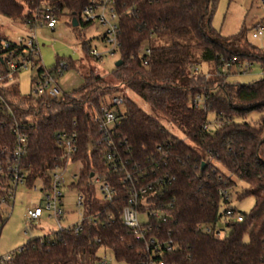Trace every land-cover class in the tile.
I'll return each mask as SVG.
<instances>
[{
	"label": "trees",
	"instance_id": "trees-1",
	"mask_svg": "<svg viewBox=\"0 0 264 264\" xmlns=\"http://www.w3.org/2000/svg\"><path fill=\"white\" fill-rule=\"evenodd\" d=\"M87 2L0 0V14L24 22L44 6H56L60 12L69 10L72 24L76 17L77 26H89L80 17ZM215 8L216 0H117V52L122 63L113 73L116 82L90 71L82 74L81 87L64 92L60 99L21 95L18 72L3 82L8 105H0V206L10 202L8 192L14 188L2 153L15 147L14 129L19 127L28 136L22 160L26 184L35 187L40 181L44 191L51 189L52 172L62 163L57 134L75 131L78 148L73 161L82 165L70 185L84 196L83 215L94 216L85 218L78 232L63 228L52 236L31 239L15 251L9 264H100L101 247L112 250L117 260L143 264L149 258L146 245L124 224L121 211L129 205L134 189L149 184L153 188L138 208L165 212L166 220L151 219L149 236L171 247L167 251L162 243L156 260L166 264H264V115L256 121L246 120L251 113H264V77L238 84L228 82L220 71L259 61L264 72V53L241 47L242 31L226 36L213 27ZM2 38L9 36L0 28V74H6L9 62L23 48H5ZM84 47L90 54L87 43ZM40 63L38 59L37 75L46 69ZM68 63L72 68L76 62ZM204 63L209 64L206 72L199 70ZM120 85L183 136L126 96L124 118L109 136L111 151L120 162L114 168L105 157L107 142L95 144L102 133L94 119L102 105L120 91ZM210 112L219 122L214 131L209 128ZM92 173L104 174L110 181L115 189L113 199L98 197ZM232 176L256 188L238 193L239 198L255 196L250 212L230 205V191L237 185ZM237 214L243 220H233ZM223 215L230 227L225 236L217 227ZM4 224L0 207V233Z\"/></svg>",
	"mask_w": 264,
	"mask_h": 264
},
{
	"label": "rangeland",
	"instance_id": "rangeland-1",
	"mask_svg": "<svg viewBox=\"0 0 264 264\" xmlns=\"http://www.w3.org/2000/svg\"><path fill=\"white\" fill-rule=\"evenodd\" d=\"M263 19L264 5L262 4V0H216L212 25L226 36L235 35L242 31L244 37L240 42L241 47L255 48L256 53H264V34L259 38L252 36V31ZM0 28L12 40L18 36L28 37L30 34V28L24 22L10 19L2 14H0ZM105 30L106 28L99 24L75 27L68 13L60 17L55 30L46 26H38L36 28V36L40 48V64L47 71L53 70L59 62H69V60L76 62L74 67L65 70L58 78V83L63 91L71 93L81 87L83 85L82 74L90 71L101 74L109 81H117L113 73L116 68V62L120 59V54L117 51L114 54L106 51L109 46L101 38ZM86 43L90 49L97 48L102 53V58L97 59L87 53L84 47ZM241 65L243 66L240 68L234 65L232 68H221L220 71L224 72L228 82L238 84H250L264 77V72L259 61H253L251 64L245 61ZM246 65H249L247 70H245ZM37 68L38 66L32 67L28 65L18 71L16 80L21 95L33 94V82L38 73ZM208 68L209 64L204 63L199 67V70L206 72ZM119 88L120 91L118 93L131 97L144 110L159 118L169 128L177 132V129L172 124L165 121L144 100L132 93L125 86L120 85ZM262 115L264 113L254 112L246 120L256 121ZM208 123L211 130L214 131L217 128L219 122L216 119L215 113L210 112L208 114ZM179 135L183 136L181 133ZM81 165L80 161L71 162L64 171L67 183L61 187L64 218L60 222L54 215H51V211L45 208L46 197L45 191L41 189L43 186L42 182H36V187H30L27 184L16 187L10 202H3L0 206L3 218L5 219V224L0 233V255L19 250L33 238L52 236L54 232L59 230L60 226L67 227L81 221L82 209L78 205L79 190L70 185L73 182V176L79 173ZM232 177L237 181V185L230 191V205L239 211L250 212L255 204V196L251 194L239 198L238 193L244 189L256 191V188L239 180L235 176ZM37 206L43 209V215L38 219L29 220L27 218V211ZM237 216L238 214L232 217V219L238 220ZM140 219L146 221L147 217L146 215H141ZM225 219L223 215L222 219L218 220L217 223L222 236L228 234L230 230V227L226 225ZM98 255L103 258L100 264H131L126 261L117 260L114 252L104 247L98 250Z\"/></svg>",
	"mask_w": 264,
	"mask_h": 264
},
{
	"label": "built area",
	"instance_id": "built-area-1",
	"mask_svg": "<svg viewBox=\"0 0 264 264\" xmlns=\"http://www.w3.org/2000/svg\"><path fill=\"white\" fill-rule=\"evenodd\" d=\"M117 0H88L81 10L80 17L83 22L90 23V25L99 24L106 28L105 32L101 35L103 42L108 45L106 51L110 54H114L118 47V34H119V14L116 9ZM264 5V0H262ZM65 13H69L68 9H64L62 12L58 7L44 6L42 10L35 11L30 17H28L24 23L29 26L30 34L28 37L18 36L16 39H1L3 47L9 48L11 45H16L18 48L22 47L23 52L19 56L9 62L10 70L6 74H0V105H8L5 96L3 94V82L6 79H13L14 74L17 73L22 67L31 65L32 67L38 66V59H40V48L36 36V28L38 26H46L52 30L56 29L57 23L61 16ZM69 15V14H68ZM70 18V16H69ZM76 18V17H74ZM71 20V18H70ZM72 21V20H71ZM264 34V22H260L256 25V28L252 31L254 38H259ZM15 50H11L14 53ZM9 53V54H11ZM146 53L151 54V50L147 49ZM90 54L97 59L102 58V53L97 48L90 49ZM243 65H240L242 67ZM249 65L245 66V70L248 69ZM69 67L68 62H59L53 70H46L41 74H38L33 82V98L44 97L45 99H60L64 92L58 83V78L63 74ZM125 101L126 96L121 93H117L110 98L108 103L102 105L99 114H96L95 121L98 124L102 137L98 139L95 144L101 146L103 142H107L109 151L105 157L110 161L112 167H117L120 162L117 160L115 153L111 150L113 141L110 139V134L113 128L120 124L124 118L125 113ZM207 128V126H205ZM16 135V145L14 148L7 150L3 149L2 153L6 156L7 170L9 171L12 184L14 188L9 190V199L11 200L14 195V190L17 186L26 184L27 172L22 167V160L27 152L28 136L19 127L14 129ZM57 145L62 148L63 155L61 157L62 163L56 164L52 172V187L45 191L46 205L45 208L51 211L60 222L64 218V210L62 209L63 194L61 187L67 183V178L64 176V171L68 165L73 161L74 153L78 148V134L77 132L61 131L57 134ZM122 163V162H121ZM3 169V164L0 161V170ZM78 178V173L73 176V182ZM127 179H131V175H127ZM92 182L98 188V197L111 200L115 195V189L105 178V175L100 173H94ZM72 183V182H71ZM70 183V184H71ZM36 187V186H35ZM153 185L140 187L132 191L129 205L125 206L121 211V217L124 224L132 230L134 235L144 241L146 250L148 251V259L143 264H166L162 259L156 260L162 250V243L155 236L150 235L149 232L152 230L150 221L152 218L166 220V214L161 209H151L147 206V209L140 210L138 205L144 200ZM4 202V201H3ZM5 203V202H4ZM78 205L81 209L84 206V196L81 192L78 195ZM43 215V209L39 206L29 209L27 211V218L29 220L38 219ZM141 215H146L147 220L142 221ZM94 216H84L82 213V219L80 222L63 228L73 227L75 231L81 229V222L85 218L92 219ZM112 218V215L109 216ZM238 220H243L241 215L237 216ZM61 225V224H60ZM220 235V233H218ZM166 250L170 251L171 247L168 243H165ZM15 251L0 255V264H9L14 258Z\"/></svg>",
	"mask_w": 264,
	"mask_h": 264
},
{
	"label": "water",
	"instance_id": "water-1",
	"mask_svg": "<svg viewBox=\"0 0 264 264\" xmlns=\"http://www.w3.org/2000/svg\"><path fill=\"white\" fill-rule=\"evenodd\" d=\"M73 25H74V26H77V25H78V21H77L76 18L73 19ZM121 63H122V60H118V61L116 62V66L121 65ZM205 165H206V163L204 162L203 165H202V168H204ZM93 175H94V173L91 174V177H93Z\"/></svg>",
	"mask_w": 264,
	"mask_h": 264
}]
</instances>
